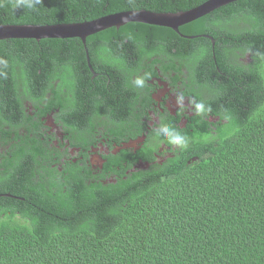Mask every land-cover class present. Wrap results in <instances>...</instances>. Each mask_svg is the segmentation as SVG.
<instances>
[{
    "label": "trees",
    "instance_id": "obj_1",
    "mask_svg": "<svg viewBox=\"0 0 264 264\" xmlns=\"http://www.w3.org/2000/svg\"><path fill=\"white\" fill-rule=\"evenodd\" d=\"M205 1L0 0V24L179 12ZM180 27L215 42L137 22L88 37L91 46L112 35L142 38V49L164 58L155 62L161 72L178 76L171 84L186 79L185 88L198 94V119L183 115L184 125L178 119L161 124L170 149L107 155L95 173L88 152L51 148L49 135L28 137L29 146L20 149L0 147V264H264V0H236ZM88 49L97 72L128 68L125 56L99 58L97 49ZM216 63L228 80L219 79ZM146 65L157 74L154 64ZM0 66V83L24 92L38 94L44 83L57 92L67 88L71 96L59 94L54 105L65 118L80 119L66 110L83 98L84 87L107 88L102 74L92 78L80 38L2 39ZM9 123L1 122L0 131ZM70 123L63 125L72 131ZM177 135L183 143L174 149Z\"/></svg>",
    "mask_w": 264,
    "mask_h": 264
},
{
    "label": "flooded vegetation",
    "instance_id": "obj_2",
    "mask_svg": "<svg viewBox=\"0 0 264 264\" xmlns=\"http://www.w3.org/2000/svg\"><path fill=\"white\" fill-rule=\"evenodd\" d=\"M177 34L182 37L207 35V33L187 35L182 32L181 27ZM207 36L211 37L213 42L214 38ZM141 39L134 41L125 35H112V37L104 38L101 45L95 42V45L91 46L87 38L86 46H84L86 56L88 52L90 59L91 50L88 47L97 49L98 54H94L99 58L105 53L125 56L129 65L122 71L108 66L102 73L93 68L92 78L102 74L107 80V88H99L102 86L99 84L87 89L84 87L83 98L71 100L66 111H74L80 119L74 116L65 118L61 109L54 106L55 102L60 100L59 94L64 93L63 98L71 96L67 88L59 89L57 92L54 84L44 83L38 94L34 92L31 94L21 90L16 83L8 85L0 83V123H13L7 124L8 129L0 131L2 137L0 147L3 149L5 145V149H20L19 146L22 144L26 143L29 146L31 141L30 139L27 141L28 137H33L35 134L49 135L48 141L52 142L51 148L56 146L57 149H67L69 153L76 156L82 152H88L89 167L95 173L104 169L108 161V157L105 158L107 155H117L124 150L170 149L160 133L161 124L167 120L178 119L184 125L188 117L198 119L200 109L197 108L198 101L195 98L198 94H192V89L185 88L186 79L185 81L177 80V84L172 85L171 82L175 81V78L178 79V76L174 73L170 76L164 75L155 64L156 61L164 58L153 54V51L149 49H142L139 45ZM106 49L112 51H106ZM239 60L245 63L244 57L240 56ZM164 62L173 63L174 61L165 60ZM146 63L157 67L156 75L151 74ZM217 65L218 63L215 66L220 74L219 79L228 80L230 76ZM134 71L140 75L134 74ZM143 74L145 75L144 83L137 85L136 81ZM120 83L125 85L126 91L118 88ZM41 95H44V98H39ZM96 113L98 114L96 120L89 121ZM183 115H187V118ZM219 118L220 116H217L215 121H219ZM65 121L73 122L69 125L72 131L64 127ZM38 125L39 129L29 130ZM185 140L189 141L190 137H186ZM172 147L178 148L177 144H173Z\"/></svg>",
    "mask_w": 264,
    "mask_h": 264
},
{
    "label": "water",
    "instance_id": "obj_3",
    "mask_svg": "<svg viewBox=\"0 0 264 264\" xmlns=\"http://www.w3.org/2000/svg\"><path fill=\"white\" fill-rule=\"evenodd\" d=\"M234 1L236 0H207L196 7L179 12H154L146 9L129 10L109 14L93 20L70 23L0 24V40L22 38L36 39L40 41L43 38H80L86 46L87 38L89 36L108 28H120L121 26L132 22L167 27L176 33H179L180 26L192 22L210 12H213L215 9ZM195 37L197 36H187L186 38ZM87 59L89 66L93 70L88 52ZM6 195L11 196L10 194Z\"/></svg>",
    "mask_w": 264,
    "mask_h": 264
},
{
    "label": "clouds",
    "instance_id": "obj_4",
    "mask_svg": "<svg viewBox=\"0 0 264 264\" xmlns=\"http://www.w3.org/2000/svg\"><path fill=\"white\" fill-rule=\"evenodd\" d=\"M143 83L142 80H137L136 81V84L137 85H141ZM202 106L201 105H197V108H201ZM171 142L174 143V144H182L183 143V140H182V137H180L179 135L177 136H173L171 137Z\"/></svg>",
    "mask_w": 264,
    "mask_h": 264
}]
</instances>
